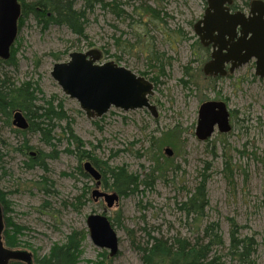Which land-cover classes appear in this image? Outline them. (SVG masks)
I'll return each mask as SVG.
<instances>
[{
  "label": "rangeland",
  "instance_id": "1",
  "mask_svg": "<svg viewBox=\"0 0 264 264\" xmlns=\"http://www.w3.org/2000/svg\"><path fill=\"white\" fill-rule=\"evenodd\" d=\"M253 1L235 0L236 10L249 13L247 3ZM144 2L162 11V22L147 27L146 17L135 15L137 8L125 6L131 17L121 19L98 7L89 15L88 37L82 42L66 27L53 26L44 32L31 16L19 29L15 41L19 65L5 71L17 84L38 83L43 92L41 100L56 95L68 119L57 123L55 143L59 156L49 161L51 171L47 174L40 169L28 170L22 157L3 150L7 157L5 168L0 170V189L9 194L11 211L7 215L16 225L26 228L18 249L43 257L54 244L61 245L71 233L83 231L86 238L79 264H143L137 246L147 244L149 233L166 238L181 234L197 241L200 227L217 222L228 248L229 221L233 219L241 239L255 238L253 258L256 264H264V77L255 74V60L215 81L204 75L206 50L195 34V25L206 13V1ZM95 49L102 54L98 64L114 62L149 81L157 77L155 94L150 99L157 108V118L147 109L124 112L112 108L104 117L91 120L77 100L63 94L52 78L53 66L68 61L73 52ZM149 49L165 58L150 64ZM53 54L61 55V60L57 61ZM154 65L157 67L151 68ZM208 101L226 104L233 130L228 134L217 130L202 142L196 135L199 108ZM69 123L101 168L125 167L144 181L154 176L156 160L160 159L168 168L167 179L156 178L149 186L141 185L138 193L119 198L117 206L107 209L105 200L92 199L96 181L81 175L78 158L66 152L69 142L64 129ZM169 129L174 135L162 149L163 156L153 155L152 138L161 137ZM4 136L12 146L23 141L9 128L4 129ZM27 138L34 148L51 152L38 135ZM166 148L172 149V158L165 154ZM44 178L52 182L50 192L44 191ZM204 178L208 181L209 205L206 219L195 223L185 218L179 204ZM102 187L103 191L114 192ZM92 213H105L115 222L120 247L114 258L90 239L86 221Z\"/></svg>",
  "mask_w": 264,
  "mask_h": 264
},
{
  "label": "trees",
  "instance_id": "2",
  "mask_svg": "<svg viewBox=\"0 0 264 264\" xmlns=\"http://www.w3.org/2000/svg\"><path fill=\"white\" fill-rule=\"evenodd\" d=\"M206 1V0H204ZM207 2V1H206ZM22 7V16L19 19L18 31L25 22V18L33 17L37 26L44 32L51 27H66L82 42L87 35V26L90 23L89 15L101 7L106 9L114 16L127 18L131 17L126 11L125 6L137 8L135 15L146 17L145 26L156 25L162 22V11L146 4L144 0H20ZM138 3L139 5H137ZM80 5V6H79ZM208 5V3H207ZM250 7V4L247 3ZM237 6L233 4L232 10L236 11ZM20 32V31H19ZM16 45V44H15ZM15 45L10 51L11 55L8 60L0 57V170L5 168L6 151H12L22 157L24 167L28 170H43L46 174L49 173V161H56L59 156V150L56 145L57 137H55L59 122L66 121L68 115L65 107L61 101H58L56 95L52 98H43L41 100L42 90L38 83L25 81L17 84L7 70V67L18 68L16 56L17 49ZM206 62L211 58L209 48H206ZM57 61L61 60V55L53 54ZM148 61L152 64L153 60L160 61L165 57L158 55L153 49L147 51ZM157 66L154 65L156 68ZM142 75H147L142 73ZM210 80H217L219 78H210ZM157 77L151 78V82L155 85L158 83ZM42 102V104L40 103ZM23 113L27 117L29 125L27 129H20L14 127L13 120L16 113ZM99 119V118H98ZM97 119V120H98ZM64 133L68 137V149L66 152L74 154L79 160V167L77 168L81 175L90 179L91 176L87 174L83 168V162H91L102 174V188L106 190H113L119 195V198L132 196L139 192L140 186H149L152 182L158 179H167L166 174L168 168L160 159L156 160V167L154 168V179L148 176L141 180L136 174H132L125 167L110 168L106 166L101 168L90 151L85 147V143L79 136L75 135L74 128L71 124H67ZM9 128L17 136L22 137L23 141L12 146L4 136V129ZM177 128V127H176ZM173 130L169 129L163 131L161 137H153L151 147L153 155L163 156L162 149L170 142L174 135ZM38 135L41 138L44 146L51 149L47 152L43 149L34 148L31 141L27 138L28 135ZM62 141V138L58 139ZM35 154V155H32ZM169 158V157H168ZM165 162L171 160L165 159ZM106 165V164H105ZM71 176V174H68ZM92 178V177H91ZM44 191L50 192L51 185L49 181L44 178ZM207 179L204 178L198 183L197 188L189 195L188 199L179 204L185 218L192 219L193 222L199 223L200 220L206 219V210L209 205V196L207 195ZM52 184V182L50 183ZM9 194L0 189V204L3 206L5 216L4 231L5 245L12 249H18L22 245V235L26 230L25 227L16 225L13 220L8 217L7 213L11 211V204L8 201ZM81 200V198L79 199ZM90 201V199H88ZM85 205V204H84ZM112 222V221H111ZM231 230V241L226 248V243L220 234L221 227L217 222L207 223L202 229L197 241L186 238L181 234L172 237H164L162 235L148 234V242L146 245H138L137 250L141 255V262L143 264H256L254 255L256 252L255 238L239 237V226L232 219L229 221ZM119 224V221H117ZM115 228V222H112ZM86 238V233L73 232L71 236L66 239L65 243L54 244L50 253L43 257L35 255V264H79L82 258L83 241ZM134 246L135 243H133ZM228 251L226 255L225 252ZM11 264H23L13 262ZM93 264H103L102 262H94ZM110 264V263H109Z\"/></svg>",
  "mask_w": 264,
  "mask_h": 264
},
{
  "label": "water",
  "instance_id": "3",
  "mask_svg": "<svg viewBox=\"0 0 264 264\" xmlns=\"http://www.w3.org/2000/svg\"><path fill=\"white\" fill-rule=\"evenodd\" d=\"M208 7L201 21L195 25V34L205 47H212L211 61L204 65L203 73L210 77H225L227 64L229 73L255 60L256 75L264 77V2L254 0L250 12H232L234 0H206ZM18 0H0V57L8 60L10 49L18 36L17 24L21 17ZM239 30V31H238ZM101 52L97 49L89 52H73L66 62L53 66L52 78L59 84L63 94L77 100L81 110L91 120L102 118L112 108L124 112L147 109L157 118L158 111L150 101L155 94L154 84L143 76H138L114 62L98 64ZM196 135L200 141L211 138L216 129L228 134L231 129L230 113L222 101H208L199 108ZM14 125L27 129L28 122L23 113L14 115ZM169 158L173 157L171 148L165 149ZM83 168L96 181L93 198L105 200L107 209H113L120 202L116 192L99 189L102 174L89 161ZM3 209L0 205V264H9L11 260H21L34 264L32 254L27 251H13L4 248ZM90 239L100 249L108 250L112 258L119 251V236L106 214L92 213L87 218Z\"/></svg>",
  "mask_w": 264,
  "mask_h": 264
},
{
  "label": "flooded vegetation",
  "instance_id": "4",
  "mask_svg": "<svg viewBox=\"0 0 264 264\" xmlns=\"http://www.w3.org/2000/svg\"><path fill=\"white\" fill-rule=\"evenodd\" d=\"M235 1V0H234ZM18 2H19V4H20V6H21V3H20V0H18ZM234 4V3H233ZM250 6H251V4H250ZM233 7V6H232ZM232 7H231V11L232 12H237L238 10H236V11H234V10H232ZM21 9H22V7H21ZM249 9H250V7H249ZM250 12V11H249ZM249 13H247V15H248ZM21 16H22V11H21ZM19 19L20 18H18V24H19ZM18 24H17V31H18ZM239 31V30H238ZM18 35H19V31H18ZM17 38H18V36H17ZM16 41V40H15ZM16 43V42H15ZM12 48H13V46L11 47V49H10V51L12 50ZM206 48H209V50H210V55H211V53H212V47H206ZM209 61H211V58L209 59ZM209 61H207V62H209ZM252 61V60H251ZM206 62V63H207ZM256 62V61H255ZM230 67H231V65H229V64H227V67H226V70H227V75H231L230 73H229V69H230ZM205 75V74H204ZM227 75L225 76V77H227ZM210 76H208V78H209ZM225 77H223V78H225ZM258 77V76H257ZM210 78H215V77H210ZM216 78H219V77H216ZM262 78V77H261ZM229 110V109H228ZM229 113H230V117H229V119H230V124H231V111L229 110ZM25 117V116H24ZM26 119H27V117H26ZM13 122H14V120H13ZM27 122H28V119H27ZM13 125H14V123H13ZM28 125H29V122H28ZM14 127H16L15 125H14ZM18 128V127H17ZM233 127H232V124H231V129H232ZM218 129H216V131H217ZM233 130V129H232ZM232 130L230 131V132H228V133H231L232 132ZM220 132V131H219ZM221 133V132H220ZM223 134V133H222ZM32 155H35V154H32ZM101 185H102V180H101ZM101 185L99 186V189L101 190ZM92 199L94 200V198H93V192H92ZM95 201V200H94ZM96 202V201H95ZM1 205V204H0ZM2 206V205H1ZM2 209H3V206H2ZM3 215H4V210H3ZM5 216L6 215H4L3 216V224H4V226H5ZM5 229H6V226H5V228H4V231H5ZM4 231H3V233H2V235H1V237H2V242H3V244H4V248H6V249H9V250H13V251H18L19 249H12V248H10V247H6V245H5V237H4ZM29 253V252H28ZM31 253V252H30ZM32 254V253H31ZM32 257H33V263L35 264V255L34 254H32ZM13 262H16V263H18V262H20V263H23V264H27L26 262H24V261H21V260H11L10 261V263L9 264H11V263H13Z\"/></svg>",
  "mask_w": 264,
  "mask_h": 264
}]
</instances>
